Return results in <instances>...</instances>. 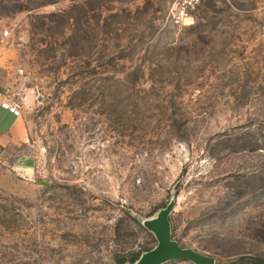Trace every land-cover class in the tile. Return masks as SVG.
<instances>
[{
    "label": "rangeland",
    "instance_id": "rangeland-1",
    "mask_svg": "<svg viewBox=\"0 0 264 264\" xmlns=\"http://www.w3.org/2000/svg\"><path fill=\"white\" fill-rule=\"evenodd\" d=\"M0 0L25 141L0 145V264L264 261V0ZM164 264H195L172 260Z\"/></svg>",
    "mask_w": 264,
    "mask_h": 264
},
{
    "label": "water",
    "instance_id": "water-1",
    "mask_svg": "<svg viewBox=\"0 0 264 264\" xmlns=\"http://www.w3.org/2000/svg\"><path fill=\"white\" fill-rule=\"evenodd\" d=\"M171 210L172 205H169L156 218L146 223L148 229L156 236L158 244L145 252L135 264H164L172 260H189L195 264H216L213 257L182 247L173 239L169 220Z\"/></svg>",
    "mask_w": 264,
    "mask_h": 264
},
{
    "label": "crops",
    "instance_id": "crops-1",
    "mask_svg": "<svg viewBox=\"0 0 264 264\" xmlns=\"http://www.w3.org/2000/svg\"><path fill=\"white\" fill-rule=\"evenodd\" d=\"M8 86L7 80L0 72V145L7 142L25 141L27 137V123L23 111L21 110V115H16L3 107V103L8 101L6 91Z\"/></svg>",
    "mask_w": 264,
    "mask_h": 264
},
{
    "label": "built area",
    "instance_id": "built-area-1",
    "mask_svg": "<svg viewBox=\"0 0 264 264\" xmlns=\"http://www.w3.org/2000/svg\"><path fill=\"white\" fill-rule=\"evenodd\" d=\"M205 1L206 0H177L171 11L173 22L177 25H187L188 21L193 18L196 9ZM7 96L8 101L3 103V107L11 110L16 115H21V101L11 96L9 91H7Z\"/></svg>",
    "mask_w": 264,
    "mask_h": 264
},
{
    "label": "trees",
    "instance_id": "trees-1",
    "mask_svg": "<svg viewBox=\"0 0 264 264\" xmlns=\"http://www.w3.org/2000/svg\"><path fill=\"white\" fill-rule=\"evenodd\" d=\"M139 258H140V256L136 257L132 262L133 263L137 262L139 260ZM255 264H264V261H261V260L255 261Z\"/></svg>",
    "mask_w": 264,
    "mask_h": 264
}]
</instances>
